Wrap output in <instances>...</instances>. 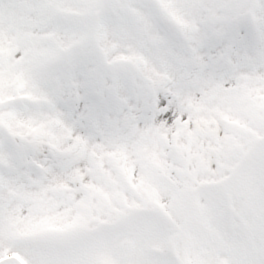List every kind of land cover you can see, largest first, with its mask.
I'll use <instances>...</instances> for the list:
<instances>
[{"label":"snow or ice","instance_id":"obj_1","mask_svg":"<svg viewBox=\"0 0 264 264\" xmlns=\"http://www.w3.org/2000/svg\"><path fill=\"white\" fill-rule=\"evenodd\" d=\"M0 264H264V0H0Z\"/></svg>","mask_w":264,"mask_h":264}]
</instances>
